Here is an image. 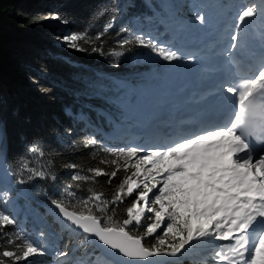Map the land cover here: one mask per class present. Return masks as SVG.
I'll use <instances>...</instances> for the list:
<instances>
[{"label": "snow or ice", "instance_id": "1", "mask_svg": "<svg viewBox=\"0 0 264 264\" xmlns=\"http://www.w3.org/2000/svg\"><path fill=\"white\" fill-rule=\"evenodd\" d=\"M258 14L264 18V10L258 13L254 4L238 13L234 24L237 34L231 36V49L242 48L241 34H246ZM50 18L68 23L57 15ZM197 19L204 22L203 16ZM112 26L109 21L103 32L95 37L85 31L60 39L70 48L87 51L83 44L94 45ZM131 44L150 48L167 62L183 59L178 51L158 46L139 35L122 40L120 47ZM102 47V44L92 46L91 51L104 55ZM218 91L229 105L222 123L200 122L190 129L174 132L165 142L151 145L104 147L101 151L116 159H101L100 164H111L115 168L112 171L89 168L90 176L73 174L71 180L76 183L64 185L59 198L52 199L54 208L68 221L65 227L72 232L79 229L85 234L81 241L85 250L76 264H113L112 257L117 252L127 258L124 264L129 261L179 264L182 255L197 247L211 249L215 264H264V58L257 67L250 66L239 79L221 84ZM96 144L95 138H88L83 146L89 148ZM5 152L6 138L0 131L2 162H6L3 160ZM28 152L32 156L44 155L38 143ZM77 167L64 165L66 169ZM130 168L134 171L128 174ZM121 169L125 176L111 200L92 188L87 190V197L79 195L83 191L81 182L96 183L95 177L105 176L111 184ZM13 175L19 184L35 178L52 182L58 179L54 172L31 167L28 160L22 162ZM134 192L131 206L126 208L127 218L117 219L116 207L109 206L123 203ZM0 195L6 202L9 193L5 191ZM149 213L151 215H146ZM8 225L15 227L16 219L0 209V240L13 246L0 250V264L20 261L34 264L29 261L33 256H51L50 264H72L67 251L49 250L19 228L9 233L5 231ZM140 228L143 234L134 235L133 231L138 232ZM92 237L107 248H101ZM146 237H153L155 243L146 245L143 243ZM89 244L93 246L91 249L86 247Z\"/></svg>", "mask_w": 264, "mask_h": 264}, {"label": "trees", "instance_id": "2", "mask_svg": "<svg viewBox=\"0 0 264 264\" xmlns=\"http://www.w3.org/2000/svg\"><path fill=\"white\" fill-rule=\"evenodd\" d=\"M184 1L178 6L177 0H0V131L6 138L3 164L9 175L8 190L15 197L19 211L28 219L19 229L30 239L46 240L53 250L67 251L72 264L83 256L82 235L66 236L68 231L42 207L59 198L64 185L76 183L71 180L73 174L90 176L89 168L107 171L115 168L100 164L101 159H116L101 149L127 148L129 136L110 140L103 134L122 122V104L132 105L143 99L136 95L139 84L158 88L161 87L158 79L162 78L157 69L135 61L150 48L138 44L121 48L120 42L135 35L146 41L150 35L167 39L165 25L178 30L180 16L192 19L191 12L185 9L188 0ZM201 1L206 2L197 0L196 3L199 5ZM52 15L68 23L55 20L50 24L47 18ZM109 21L113 26L100 41L94 45L80 42L87 51L53 44L64 33L87 31L95 37ZM101 44L104 55L91 51L92 46ZM118 52L123 54H114ZM88 138H95L97 144L85 148L83 144ZM37 143L44 149L43 156L28 152ZM25 160L33 168L54 172L58 179L52 182L35 178L28 183H17L13 173ZM65 164L78 167L66 169ZM131 171L134 169L130 168L128 174ZM124 176L121 169L111 184L105 176L95 177L96 183L81 182L83 191L79 195L87 197V190L92 188L111 200ZM134 198V195L128 196L123 203L109 206L116 207L117 219L127 218L126 208ZM15 219V227L8 225L5 231L16 230L18 219ZM133 234L142 235L143 229L134 230ZM143 243L152 244L155 240L146 237ZM4 247L13 246L0 240V250ZM86 247L92 248L90 244ZM209 251L207 247L193 248L180 257L179 264H202L199 255Z\"/></svg>", "mask_w": 264, "mask_h": 264}, {"label": "rangeland", "instance_id": "3", "mask_svg": "<svg viewBox=\"0 0 264 264\" xmlns=\"http://www.w3.org/2000/svg\"><path fill=\"white\" fill-rule=\"evenodd\" d=\"M209 1V2H208ZM206 0V2L201 1L200 4L198 5L196 2L197 0H188V5L185 9H188V11L191 12L192 14V19H187L185 16H180L177 20L178 23V30H172L169 28L168 25L164 26V31L168 33V38H162L161 36H154L150 35L147 36V40L151 39L153 43H156L158 46H165L168 48H171L174 51H178V53L184 58L185 54L183 53L184 48H189V47H194L197 52L200 54L202 57L201 59L197 60V64L200 65V68L198 69L197 74H200L201 72H204L207 78V80H210V76L216 77L215 74L208 73L207 70L205 69L204 66L206 65H212L213 61L216 59H220L218 57L211 56L212 50H206V46L209 43L210 39H214L215 35L214 33H220L221 32V25L225 23V21L230 20L232 23V28H230L225 34L226 37L223 38L222 43L227 46L229 43H232L231 41V36L233 34H237V30L234 27V23L236 22L238 13L243 10V8L249 4H254L257 7L258 13L261 10H264V0H226L225 2L223 0ZM184 0H177V5L182 6ZM202 4L204 6H202ZM208 4V5H207ZM186 6V5H185ZM202 6V7H201ZM175 11H177L178 7L175 6ZM237 13V14H236ZM232 14V15H231ZM198 16H203L204 17V22L201 23L197 17ZM49 16L47 18V22L50 24H54L56 22L55 20L50 18ZM231 18V19H230ZM233 19V20H232ZM253 21L256 22H263L264 18H262L259 14L253 19ZM162 22V21H161ZM164 23V22H162ZM264 26V23L262 24ZM261 30V29H260ZM228 34V35H227ZM65 35H68L64 33L61 38ZM210 35V36H209ZM241 34V39H242ZM221 43V44H222ZM53 44L55 46H65L69 47L66 43L62 42V39H56L53 41ZM221 44L215 43L214 45L216 47H221ZM180 48V49H179ZM232 52L234 50L231 49V46L228 48L224 56L222 58H228L230 55H232ZM209 54V57L207 55ZM136 62L140 64H147L151 68L157 69V71H160L162 73V78L158 79V83H160L161 87L154 88L153 86H148V87H140L141 85L139 84V87L136 88V95L137 96H142L144 99L139 100L138 102H134V104H122L120 106V110L122 111L121 113V121L119 125H113L111 131L108 133H104L103 135L107 139H116L119 134H123L121 136L129 134L128 132L125 133H118L117 135H114V131L116 129H121L122 131L124 129H127L129 127L128 122L129 120L127 119L134 117L137 115V112L142 109V112H146L148 115L153 117L157 112H160V109H155L157 107H166L164 103H157L155 104L153 102V99L157 97L155 94L157 93H162L165 90L172 91L173 88H176L177 86L183 84V82L187 81V77L189 76V71L185 70L184 72H180L181 70L184 69L185 66H188V62L185 61H173V62H167L162 60L160 57L156 56L152 50L146 51L143 55L139 56L136 60ZM194 66V65H193ZM192 66V67H193ZM199 67V66H198ZM182 77L180 80V84H177V78ZM206 81V79H202ZM191 88H188L184 90L186 93L191 91ZM149 91V94L147 93ZM166 97H169L167 95ZM133 106V107H132ZM144 108V109H143ZM132 109V110H131ZM132 112V113H131ZM132 115V116H130ZM81 115H78L80 117ZM149 119V118H147ZM147 121V120H146ZM123 124V125H121ZM129 130L132 132V129L129 128ZM128 131V130H127ZM172 130H168L166 135L169 137L170 133ZM149 143V142H148ZM138 144L141 145H147L145 142L140 143V141L136 142V144H130L129 146H137ZM151 144V143H150ZM139 145V146H141ZM135 160V159H134ZM133 160V161H134ZM8 184H9V175L7 173L6 167L3 164L2 161H0V193L3 192H8ZM22 194H25L22 189L19 190ZM139 191V190H137ZM155 191V190H154ZM134 197L136 193H133ZM151 195V194H150ZM12 201H15L14 198L4 202V197L0 195V209L4 210L5 212L8 211L10 213L11 217H17L18 219V226L16 228H20V226L24 225L28 219L24 214H22L19 211V206L17 202L15 201L12 203ZM44 212L46 214H49L47 212L46 207H42ZM20 212V213H19ZM19 214V215H18ZM51 215V214H49ZM147 215H151L150 213ZM56 222H58L63 230H67L68 233L66 236H71L73 234H80L82 237L84 234L78 233L77 231L72 232L68 228L65 227L67 225L66 223L59 221L57 219H54ZM31 228V227H30ZM143 229V228H142ZM160 230H158L159 232ZM33 241L39 242L43 244L46 248L49 250H53L51 247L50 243L47 242L46 240H40L38 237H34L32 239ZM217 243H228V242H217ZM206 255V257H204ZM204 257V258H203ZM161 258V257H160ZM162 258H170V257H162ZM199 258L202 262V264H214L215 261L211 259V249L207 254H200ZM7 259V258H6ZM52 257L51 256H33L29 258V261L34 262V264H50ZM18 264H28L27 261H20Z\"/></svg>", "mask_w": 264, "mask_h": 264}, {"label": "bare ground", "instance_id": "4", "mask_svg": "<svg viewBox=\"0 0 264 264\" xmlns=\"http://www.w3.org/2000/svg\"><path fill=\"white\" fill-rule=\"evenodd\" d=\"M237 14V13H236ZM232 15V14H231ZM231 19V18H230ZM233 20V19H232ZM230 20H226L224 25V28H221L220 37L223 40L224 37H226L224 32L227 29L232 28ZM263 22H256L253 21L247 28L246 34H243L242 40L245 37L250 38H258L260 40V43L264 47V26H262ZM235 24V23H234ZM233 24V25H234ZM261 29V30H260ZM228 35V34H227ZM215 46L214 43H208L207 47ZM231 46L227 45L225 47H222V51H227L228 48ZM180 49V48H179ZM183 53L185 54V57L181 61L188 62V66H185L183 70L180 72H184L185 70L190 69L189 76L187 77V81L183 82V84L177 86L176 88H173L172 91L165 90L162 93H155L157 97L153 99V102L155 104L157 103H164L166 107H162L166 111V116L164 119H154L148 114H143V110L140 109L137 112V115H135L132 118H127L129 121L128 123L129 127L127 129H124L123 131L121 129H116L113 133L114 135H117L118 133H125L128 132L131 134V136L135 139H138L142 142H145L147 145H151L153 143H159V142H165L168 139V136L166 133L168 130H172L170 135H172L174 132H180L181 130H187V126L184 123L191 124L195 121L196 116L202 114L203 112L206 113V115H214L215 118H225V111L219 110L216 108H205L200 109L198 108V101L199 98H203L204 96L211 93L210 89L213 88V86L216 84V86H220L219 79L221 77H225L229 74L230 68H228V65H224V61L222 57L220 59H215L212 63V65H206L204 66L208 73L215 74L216 77L210 76V80H207L209 78L204 74V72H201L200 74H197L198 69L200 68V65H198L196 62L197 60L201 59L202 57L197 52V50L194 47L184 48ZM219 54V53H217ZM222 56V55H220ZM209 57V55H207ZM191 58V59H190ZM229 60V64L234 61V57L231 56ZM194 65V66H193ZM259 64L255 65L254 67H257ZM193 66V67H192ZM199 66V67H198ZM182 77L177 78V84H180V80ZM206 79V81L202 80ZM191 88L192 90L186 93L184 90ZM218 89H216L214 92H217ZM182 94V95H179ZM169 95V97H166ZM142 97V96H141ZM141 99V98H140ZM138 102V101H137ZM133 107V106H132ZM144 109V108H143ZM132 110V109H131ZM213 110H219V111H213ZM193 112V117L188 119H183V122L181 125L174 124L171 129H168L166 127H161L162 122L166 123H173L172 117L177 114V116H183L182 114L184 112ZM132 113V112H131ZM132 116V115H130ZM155 116V115H154ZM145 117L149 118L147 119V122L151 121L153 125H149V123H142L143 120H145ZM123 125V124H121ZM129 128L132 129V132L129 130ZM128 130V131H127ZM123 135V134H119ZM146 140V141H144ZM149 142V143H148ZM151 143V144H150ZM19 215V214H18ZM215 264V263H214Z\"/></svg>", "mask_w": 264, "mask_h": 264}, {"label": "water", "instance_id": "5", "mask_svg": "<svg viewBox=\"0 0 264 264\" xmlns=\"http://www.w3.org/2000/svg\"><path fill=\"white\" fill-rule=\"evenodd\" d=\"M46 209H47V212H48L49 214H51V216H52L54 219H57V220H59V221H62V222H64V223L68 224V221L64 220L63 216H61V215L59 214V211H58L57 209H55L54 206H53L52 204H50L49 206H47ZM73 227H74V226H73ZM129 227L131 228L132 226H129ZM76 231H77L78 233L84 234V233H82V231L79 230V229H76ZM84 235H85V234H84ZM92 239L95 240V241H96V244L99 245L101 248H105V249L107 248V246H103V245H101L100 242H99L98 240H96L95 237H92ZM90 245H91V244H90ZM91 246H92V245H91ZM92 247H93V246H92ZM108 251H109V252H112L113 250L108 249ZM112 259H113V264H124V262L127 260V258L123 257V256L120 255L118 252L112 257ZM152 259H156V258H152ZM128 264H144V262L129 261Z\"/></svg>", "mask_w": 264, "mask_h": 264}]
</instances>
